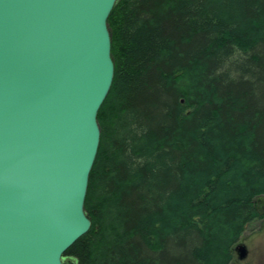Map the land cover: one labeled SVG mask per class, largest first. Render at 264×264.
<instances>
[{
	"label": "trees",
	"instance_id": "trees-1",
	"mask_svg": "<svg viewBox=\"0 0 264 264\" xmlns=\"http://www.w3.org/2000/svg\"><path fill=\"white\" fill-rule=\"evenodd\" d=\"M79 264H234L264 195V0H117Z\"/></svg>",
	"mask_w": 264,
	"mask_h": 264
},
{
	"label": "water",
	"instance_id": "water-1",
	"mask_svg": "<svg viewBox=\"0 0 264 264\" xmlns=\"http://www.w3.org/2000/svg\"><path fill=\"white\" fill-rule=\"evenodd\" d=\"M116 2L0 0V264H79Z\"/></svg>",
	"mask_w": 264,
	"mask_h": 264
},
{
	"label": "rangeland",
	"instance_id": "rangeland-1",
	"mask_svg": "<svg viewBox=\"0 0 264 264\" xmlns=\"http://www.w3.org/2000/svg\"><path fill=\"white\" fill-rule=\"evenodd\" d=\"M258 217L246 227L240 241L248 247V254L241 259L234 253V264H264V195L258 196Z\"/></svg>",
	"mask_w": 264,
	"mask_h": 264
},
{
	"label": "bare ground",
	"instance_id": "bare-ground-1",
	"mask_svg": "<svg viewBox=\"0 0 264 264\" xmlns=\"http://www.w3.org/2000/svg\"><path fill=\"white\" fill-rule=\"evenodd\" d=\"M83 235H84V234H83ZM81 236H82V235H81ZM81 236H80V237H81ZM80 237H79V238H80ZM79 238H78V239H79ZM78 239H76L75 241H77ZM74 243H75V242H74ZM240 243H242V242L240 241L238 244H240ZM238 244H237V245H238ZM72 245H73V244H72Z\"/></svg>",
	"mask_w": 264,
	"mask_h": 264
},
{
	"label": "flooded vegetation",
	"instance_id": "flooded-vegetation-1",
	"mask_svg": "<svg viewBox=\"0 0 264 264\" xmlns=\"http://www.w3.org/2000/svg\"><path fill=\"white\" fill-rule=\"evenodd\" d=\"M243 243V242H242ZM248 248V247H247ZM248 250V249H247ZM247 254H248V252H247ZM247 256V255H246ZM244 259V258H243Z\"/></svg>",
	"mask_w": 264,
	"mask_h": 264
}]
</instances>
